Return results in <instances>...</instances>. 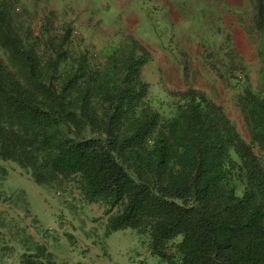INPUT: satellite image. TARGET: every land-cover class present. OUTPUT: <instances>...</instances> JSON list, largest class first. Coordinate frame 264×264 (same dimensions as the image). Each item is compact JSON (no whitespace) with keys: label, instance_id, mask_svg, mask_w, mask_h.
<instances>
[{"label":"trees","instance_id":"16d2710c","mask_svg":"<svg viewBox=\"0 0 264 264\" xmlns=\"http://www.w3.org/2000/svg\"><path fill=\"white\" fill-rule=\"evenodd\" d=\"M19 4L0 0V159L63 201L97 204L107 232L145 234L169 264H264L263 0L252 18L257 83L240 57L225 71L242 131L192 86L154 98L142 78L149 53L133 37L91 51L70 23H33ZM5 178L0 166V264H66L34 237L37 220Z\"/></svg>","mask_w":264,"mask_h":264},{"label":"rangeland","instance_id":"374dc122","mask_svg":"<svg viewBox=\"0 0 264 264\" xmlns=\"http://www.w3.org/2000/svg\"><path fill=\"white\" fill-rule=\"evenodd\" d=\"M18 1L17 10L35 18L33 23L49 14L54 24L70 23L73 35L91 51L133 37L149 53L142 78L154 98L165 102L166 90L192 86L221 104L236 120L237 129L243 130L235 102L237 90L225 71L238 68L240 57L247 82L257 83V31L252 26L256 0ZM0 166L6 170L4 188L23 194L37 220L32 234L57 261L169 264L150 255L145 234L131 228L107 232L106 218L97 204L73 198L63 201L56 191L35 183L31 173L15 162L0 159Z\"/></svg>","mask_w":264,"mask_h":264}]
</instances>
